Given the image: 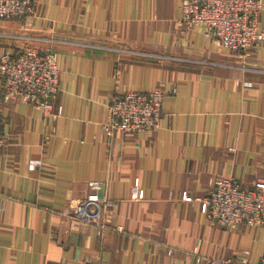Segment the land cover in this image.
Instances as JSON below:
<instances>
[{
	"label": "crops",
	"instance_id": "obj_1",
	"mask_svg": "<svg viewBox=\"0 0 264 264\" xmlns=\"http://www.w3.org/2000/svg\"><path fill=\"white\" fill-rule=\"evenodd\" d=\"M32 3L0 19V58L50 51L60 88L49 114L2 102L0 264H203L194 252L258 262L264 225L221 227L204 199L219 179H264V38L222 47L181 22V0ZM125 89L163 92L157 130L105 134L109 97ZM92 180L103 231L72 219Z\"/></svg>",
	"mask_w": 264,
	"mask_h": 264
},
{
	"label": "built area",
	"instance_id": "obj_2",
	"mask_svg": "<svg viewBox=\"0 0 264 264\" xmlns=\"http://www.w3.org/2000/svg\"><path fill=\"white\" fill-rule=\"evenodd\" d=\"M262 0H181V22L187 27H199L222 46L246 50L264 38L259 28ZM33 12L32 0H0V19L20 18ZM60 69L50 51L25 45L17 53L0 58V108L4 101H20L39 108L45 114L60 88ZM164 94L159 89L140 92L134 89L114 91L109 97L107 115L101 127L107 136L154 131L160 126ZM2 117L0 110V142ZM40 160H30L28 168L41 166ZM99 181H89L90 192L71 204L72 219L94 224L100 231L106 227L101 215L106 200L95 191ZM205 216L221 227L264 225V179L245 186L234 177L219 179L204 199ZM203 264H264L243 257H211L194 252ZM246 254V253H245Z\"/></svg>",
	"mask_w": 264,
	"mask_h": 264
},
{
	"label": "rangeland",
	"instance_id": "obj_3",
	"mask_svg": "<svg viewBox=\"0 0 264 264\" xmlns=\"http://www.w3.org/2000/svg\"><path fill=\"white\" fill-rule=\"evenodd\" d=\"M32 4H33V3H32ZM22 47H23V46H22ZM22 47H21V48H22Z\"/></svg>",
	"mask_w": 264,
	"mask_h": 264
}]
</instances>
